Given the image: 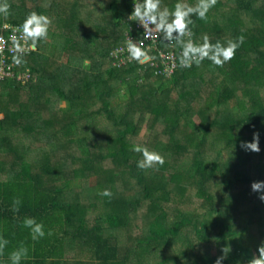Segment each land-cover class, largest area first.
Instances as JSON below:
<instances>
[{"label":"trees","instance_id":"trees-1","mask_svg":"<svg viewBox=\"0 0 264 264\" xmlns=\"http://www.w3.org/2000/svg\"><path fill=\"white\" fill-rule=\"evenodd\" d=\"M77 1H81L85 6H87L86 2L88 5L90 4V0H66L64 4H62L64 0H6L11 6L12 14L7 18L0 14V25L2 23L21 24L25 14L30 11L48 15L47 13L58 10L60 15L51 13L54 17L49 27L48 38L38 42L37 47L29 54L21 56L24 63L19 66L15 65L14 77L0 79V102H3L0 111V132L3 131L0 134V145L4 143L3 140L8 137L10 130L21 125H24L25 129L28 126L33 130H38V133L47 140L54 137L56 142L57 140L60 141L58 142L59 145L66 142L60 146L64 149V162L68 160L67 156H70L75 164L83 163L84 167L89 168L92 166L90 161L94 160L99 153L98 148L92 145V138L94 135H98V131L90 134V129L94 125H84V130L80 134L82 128L78 127V123L81 119L82 122L85 121L83 116L90 106L86 99L96 98L101 105L94 112H104L105 119L115 128L117 127L115 144L111 143L107 152L102 155L99 153V155L103 159L115 162L118 170L121 167L128 168L132 177H136L137 181L142 183L145 169L137 168V161L133 158L134 152L131 151L133 145H141L135 142L136 139L131 141V138L135 137L138 132V125L126 123L127 110H123L124 112L121 113L123 108L117 103L114 105L111 97L119 87L124 88L125 84H130V78L137 79L135 82L138 84L140 83L139 80H146L149 78L147 76H153L150 77L153 79L151 86L141 85L138 88L139 85H137V89L133 90V85H129L130 94H122L119 99L128 100L127 108L144 106L145 110H149L152 113L151 124L162 123L161 129L169 136L176 152L185 150L186 146L193 147L194 151L190 162L182 165L181 170H184L182 178L187 183L194 182L196 185L195 196L202 201L201 204L204 201H209L210 210L219 212L222 205L214 202L211 193L205 187V184H210L212 181L209 183L206 181V178L209 177L208 173L217 174L222 171V151L220 148H214L213 144L220 140L227 130L237 131V128L261 130V135L264 138V97L260 89L251 87V84L257 82L261 77H247L245 72L247 68H252L253 62L250 59L252 56H249V52L262 54L258 46L259 43L255 40L261 39L260 43L264 49V32L262 37H256L259 36L260 31L258 27L254 26L251 29V35L244 37V43L237 50L234 58L225 63L222 69L219 68L227 75L223 82H227L229 85L224 86V84L215 83L209 87L208 95L204 98L209 99V102L206 101L202 108L205 109L204 112L212 111L211 117L209 121H205L204 116L199 114L200 121L194 123L191 115L199 113V108H193L192 99H197L198 96L197 92L193 93L189 87L182 85L186 79V71L198 67L199 77H201L204 66L213 68L216 66L205 58L201 63V65L203 64L201 68L193 64L190 69L177 66L173 72H165L158 50L163 52L173 50L178 60L181 49L175 43L166 45L159 40L160 38L157 40L158 49L156 51L145 48L149 56L153 57L152 59L143 63L133 60L118 65L120 56L114 55L115 48L126 46L127 35L136 38L141 36V26L138 22L134 21L133 18H130L132 21L128 20L132 10L131 0H100L102 4H105L106 13L102 16L100 12L102 19L99 18L95 22L90 18L87 26L81 25L76 29L70 22L71 20H67L66 17H71L74 9L78 8ZM176 2L177 0H162V6L167 5L171 8ZM226 3L231 8L221 11V7ZM84 9L85 7L80 10L81 16H85ZM218 10H220L219 13ZM256 10L261 13V16H264V0H217L212 13H208V19H212L211 29L221 35L224 32L222 22L230 23L231 36L232 39H235L242 31L238 25V12H255ZM221 18H223L222 22H220ZM193 19L195 21L193 33L197 35L201 31L203 21L195 17ZM194 41L198 44L202 43L200 37L198 39L194 37ZM216 41L214 40L212 43ZM29 43L31 42L29 41ZM43 43L51 48L50 55L53 58L52 62L55 63V68L48 70L47 66L51 62H49L48 54H44L40 50ZM62 53L63 57L61 58ZM56 54L59 57L58 60L54 58ZM157 60H159L157 66L151 65L153 61ZM237 66L246 69L238 71ZM233 67H236V73L231 72ZM256 72H259L257 68ZM78 73H83V77H79ZM240 83L242 85H239ZM163 88L167 90L179 88L177 99L172 100L170 97L169 102L165 103L163 99H160L163 97L161 93L165 91L160 93ZM81 92H84L82 96ZM203 94L205 93L203 92ZM116 96L118 97L120 94ZM56 100L64 102V106L55 105ZM241 100L245 107L240 110V115L233 112V117H228L232 111L227 108L233 107L235 103ZM5 104H10L11 107L5 108ZM16 104L18 107L15 106ZM208 104L211 106L209 107ZM44 108L49 112V116L48 118H41L38 121L39 126L35 127V120L41 115L39 110ZM237 109L238 105L234 111L236 112ZM183 125L185 127L194 126V133L186 132L185 139H188L181 144L178 143V136L175 134L181 131ZM71 132L75 133L73 142L59 139L61 136L66 137ZM216 137L219 139H215ZM262 144L257 162L259 174L264 173V141ZM75 146L79 153L74 152L76 151ZM0 147L2 148V146ZM211 149H214V152ZM208 150L210 153L207 152ZM3 152L13 153L7 162L6 169L3 170L2 179H0V232L10 241L8 249L5 250V258L7 252L15 247L18 242L26 241L31 245V259L25 264H54L55 261L62 259L65 255L64 239L69 234L68 229L77 228L83 235L79 244H88L93 259L99 264H125L124 262L131 255L130 248H128L129 246H122L118 237L110 230L125 226L130 220V212L140 207L145 198L149 213L147 215L149 220L146 223L148 234L145 241L148 243L155 242L158 246L157 249L163 248V246L171 247L173 239L178 233L189 226L193 229L197 240L204 244L213 241L220 252L224 246L234 244V251L229 254L228 262L229 264H240L237 260L240 253L247 250L252 258L253 255L258 254L257 248L264 241V218L259 216L258 209L249 213L239 230L226 223L221 224L224 227L221 229L215 224V221L206 217L205 219H200L198 216L193 218L187 214L188 212L182 214L175 221H167L169 214L159 199H163L165 204L169 199L168 193L161 195L162 197L159 199L153 197L150 188L152 184L150 187L143 185L141 197L134 196L125 199L119 197L118 202L109 206V209L100 214L91 226L86 227L84 225L85 216L71 203L69 197L67 200L60 198L64 188L69 187L68 184L70 183V177L65 176L62 172V167L66 164L57 160L52 161L49 158L50 170L56 173V176L61 172L63 177H59L58 183H55L57 177L51 178L52 181L49 182L53 184L45 186L44 182L35 175L36 169H33L22 153L16 152L11 147H3L0 154ZM71 152L76 153V155ZM53 159L56 157L54 156ZM208 166L210 171L206 173ZM178 173L181 174L180 170ZM103 178L102 181L97 182H107L111 179L110 175L105 177L103 175ZM252 179L244 171L240 172L239 175L233 172L231 178L224 183V191L231 190L235 184L239 186L243 183H250ZM101 186L102 184L99 183V187ZM154 191L166 193L160 184L154 186ZM227 196L230 199L232 195ZM16 197L22 200L19 212L12 211V200ZM104 200L109 202V197H104ZM76 210L79 213L77 217ZM24 216H34L37 220L43 221L45 231H50L51 235H46L44 239L38 242H31L28 239L27 229L22 228L20 224ZM255 221L259 225L258 237L250 233V226ZM103 222L106 223V226ZM190 256L192 257V264H207V259H209L208 256L194 258V253ZM178 260L180 259L177 253H168L162 257L160 264H178ZM74 264L86 263L82 259H76Z\"/></svg>","mask_w":264,"mask_h":264},{"label":"rangeland","instance_id":"rangeland-1","mask_svg":"<svg viewBox=\"0 0 264 264\" xmlns=\"http://www.w3.org/2000/svg\"><path fill=\"white\" fill-rule=\"evenodd\" d=\"M65 1L66 0H64L62 4H64ZM89 2L90 4L88 5L86 2L87 6H85V4H82L81 1H77V5H79L78 8L74 9L73 15L71 17H66L67 20H71L70 22L73 23L74 28L77 29L81 25L87 26L90 18L91 20L97 22L99 18L101 20L102 16L106 14L104 10L105 4H102L100 0H96V2H94V0H90ZM185 2L194 5L197 0H185ZM84 7V11L86 13L85 16H81L80 10ZM227 8H231V6H228L226 3L221 7V11H224ZM213 10L214 8L209 12L212 13ZM219 11L220 10H218V13ZM257 11L258 10L255 12H238V25L242 29L240 35H243L244 37L250 36L252 33L251 29L256 26L260 31L259 36L256 37H262L261 35L264 32V16H261V13L259 11L258 13ZM53 12L54 11L51 13ZM100 12L102 16L100 15ZM51 13L49 12L47 14L52 20L54 15ZM54 13L60 15L58 10H56ZM210 19L203 21L200 29L201 31H199L197 35H195V33L193 39L194 37L196 39H198V37L202 38L204 35L209 36L211 42L214 40L223 42L232 39L230 23L222 22L223 18L220 19V22H222L223 25L222 29L225 33L222 32L223 34L219 35V33H216L213 29H211L212 19ZM260 40L257 39L255 41L259 43L258 46L262 51V54L259 55L258 52H249V56H252V58H250L253 62L251 64L252 68L246 69L240 66L237 67L238 71H244L246 69L245 72L247 77H261L257 82L252 83V86H250L252 88L255 87L260 89L261 94L264 97V49L260 43ZM50 49L51 48L46 43H43L40 49L42 53L48 54L49 56V62L51 63H49L47 66L48 70L55 68V63L52 62L53 58L50 55ZM62 57L63 53L61 55V58ZM54 58L55 60H58L59 57L56 54ZM202 66L203 64L199 65L200 68ZM253 67L255 68L253 69ZM219 68L222 69L223 66H216V68L204 66L202 72L199 70L202 74L201 77H199L198 67L197 69L194 68L193 70L186 71V79H184V83L182 85L189 87L190 91L193 93L197 92L198 96L197 99H192L193 108H199V113H193L191 115V119L194 123H198L200 121L199 114L204 116L205 121H209V118L211 117L210 113L212 111L204 112L203 110L205 109L202 108L206 101L209 102V99H204L208 95L209 87L215 83H218L219 85L224 84V86L229 85L227 82H223L227 75L220 71ZM256 68L259 72H256ZM231 72L236 73V67L231 68ZM78 76L83 77V73H78ZM78 76L75 75V77ZM147 77L149 78L146 80H139L140 83L137 82L138 84L135 82L137 79L135 80L130 78V84H125L124 88L119 87L115 94L111 97L114 105L117 103L119 106H121V108H123L121 113L124 112L123 110H127V115L125 117L126 123H135L138 125V132L136 133L135 137L131 138V141L136 139V143L146 146L150 151L159 152L164 157L165 162L163 165H154L152 168L145 169L144 180L142 183H139L136 177H132L128 168L121 167L118 170L116 169L115 162L101 158L100 155L107 152L108 146L111 143L115 144L114 141L117 134V127L115 128L113 124L109 123V121L105 119L104 112H94L101 105L100 101L96 98L86 99L90 106L86 109V113L83 116L85 121L82 122L81 119L78 123V127L82 128L80 129V134L84 130V125H94V127L90 129V134H93L96 130L98 131V135H94L92 138V145L98 148L100 155L98 153V157L96 155V158L90 161L92 166L89 168L84 167L85 165L83 163L75 164L72 162L70 156H67L68 160L66 162L63 161L64 149H62L60 146L64 145L66 142H63L64 144L59 145L58 142L60 141L57 140L56 142L54 137L47 140L43 135L41 136V134L38 133V130H33L28 126L26 129L32 130H26L24 125L15 127L9 131L8 137H5L3 140L4 143L0 145L2 146V148L0 147V151L3 149V147H11L13 150H16V152L22 153L26 161L30 162L33 169H36V172H34L35 175L40 178L42 182H44L45 186H50L53 184L49 182L52 181L50 180L51 178L55 179V177H57V180L55 179V183H58L59 177H63L61 172H59L56 176V173H53V171L50 170L49 158H51L52 161L57 160L58 162L60 161L63 164L69 165H63L62 167V172L64 175L70 177V183L68 184L69 187L67 186L64 188V191L61 195L62 197L60 198L62 200H67L69 197L71 203L75 205V207L79 209V212L85 216L84 225H86V227L91 226L94 223V220L100 216V214L109 209V206L118 202L119 197H121V199L133 198L134 196L141 197L143 185L144 187L146 185L150 187L151 184L152 186L150 188L153 197H157V199H159V197H162L161 195H167L168 193L169 199L165 202V204L163 199L159 200L168 212L169 216L167 221L170 222L177 220L182 214L188 212L187 214L190 217L194 218V216H198L200 219H205L206 217L207 219L215 221V224L221 229H224L223 225L221 224L226 223L232 225L234 229L239 230L243 226L249 213H252V211L255 209H258L259 216L264 218V202L258 198V194L253 192L250 187L253 181L264 180V173L259 174L257 168L259 152H253L251 150L246 151L240 147L241 141L251 142L253 139V132H257L259 133L260 148L264 141V138L260 132L261 130H251L248 128H237V131L227 130L220 140L213 144L214 148H220L222 151V171L217 174H212L213 172L208 173V171H210L208 166L206 173L209 174V177L205 178L208 183L211 180L212 181L210 184H205V187L207 191L211 193L214 202L220 203L222 207L220 208L219 212H212L208 207L210 204L209 201L203 200L204 203L201 204L202 201L195 196L196 185H194V182L190 184L182 178L184 175V170H181L182 165L183 163L187 164L190 162L192 152L194 151L193 147L186 146L185 150L176 152L175 147L172 145L169 139V136L167 133L163 132V129H161L162 123L160 124L157 122L153 123L154 125L151 124L152 113L149 110H145L144 106L127 108L126 106L128 105V100L119 99L121 98L122 94H130L129 85H133V90L137 89V85H139L138 88L141 85L151 86L153 79L150 77L153 76ZM239 85L242 84L240 83ZM178 89L179 88L167 90L163 88L160 90V93L163 90L165 91L161 93V96L163 97L160 99H163L165 103L169 102L170 97L172 100H176L177 93L179 92ZM203 92L205 94H203ZM22 93L24 94V92ZM80 94L82 96L84 92H81ZM117 94H120V96L117 97ZM52 98L55 99L54 96H52ZM2 103L3 102H0V111L1 106L3 105ZM55 105L64 106V102H58V100H56ZM237 105L238 109L235 112L234 109ZM15 106L18 107L17 104ZM208 106L210 107L211 104H208ZM9 107H11L10 104H5V108ZM244 107L245 105L243 104V101H238L233 107L227 108L232 111L228 114V117H233V112L236 115H240V110H242ZM248 108L250 109L251 107ZM46 110L45 108L41 111L39 110L41 115L37 120H35V127L39 126L38 121L41 118H48L49 112ZM186 132L193 134L194 126L185 127L183 125L181 131L176 132L175 135L178 136V143L182 144L188 139H185ZM2 133L0 132V134ZM74 134L75 133L71 132L69 135H66V137L61 136L59 139L70 140L71 143L75 140ZM215 139L219 138L216 137ZM50 141H52L53 144ZM75 149L76 151L74 152L79 153V150L76 146ZM211 151L214 152V149H211ZM74 152L71 153L76 155ZM207 152L210 153L209 150ZM134 155L135 156H133V158L136 159V161L142 159L140 153L134 152ZM12 156L13 153L10 152H3L0 154V179H2L4 173L3 170L6 169L7 162ZM54 156L56 159H53ZM179 170L181 174L178 173ZM232 171L237 175L244 171L248 173L249 177H252L253 179L250 181V183H243L239 186L235 184L231 190L224 191V183H226L228 179L231 178V173H233ZM112 173H114V175H112ZM103 175L104 177L106 175H110L111 179H109L107 182H97L104 179ZM99 183L102 184L101 187H99ZM156 184L162 185L166 193L154 191V186H156ZM103 189H109L113 194L111 197H109V202H105L104 196L98 194ZM227 195L232 196L229 199ZM217 207H219V205H217ZM179 211L180 213L178 214ZM148 214V203L147 199L145 198L143 199L142 205L140 207L130 212V220L125 226L110 230L111 233L118 237V241L122 246H129L128 248H130L131 255L128 260L124 262L125 264H160L162 257H164L165 254L168 255V253L178 254L180 259L178 260V264H192V257L190 255L193 253L194 258H197L198 256H208L209 259H207V264H214L215 260L219 256L223 255V253L220 252L213 241H210L209 244H204L203 242L197 240L193 229L189 226L183 228L181 232L178 233V235L173 239L171 247L166 248L163 246V248L157 249L158 246H156L155 242L152 241L148 243L145 241L146 235L148 234L146 232V223L149 220L147 216ZM203 214L205 215L204 217ZM78 215L79 213L77 211L76 217ZM103 224L106 226V223L103 222ZM68 231L69 234L66 239H64L65 255L62 259L55 261L54 264H74L76 259H82L86 264H99L95 259H93V255L88 244H79V242H81L83 239L81 231L79 229L77 230V228H69ZM250 233L258 237V222L255 221L252 223L250 226ZM233 245L234 244H229L231 247L229 254H232L234 251ZM229 254L227 255L226 259L222 261V264H229ZM250 259L251 256L247 250L240 253V256H237L238 263L240 264H247L248 260Z\"/></svg>","mask_w":264,"mask_h":264},{"label":"clouds","instance_id":"clouds-1","mask_svg":"<svg viewBox=\"0 0 264 264\" xmlns=\"http://www.w3.org/2000/svg\"><path fill=\"white\" fill-rule=\"evenodd\" d=\"M131 3L132 10L128 20L133 18L144 29L143 40L134 42L127 35V51L130 58L137 62L143 63L153 58L144 49V41L158 40V37L166 45L175 43L180 47L178 66L184 69L192 68L193 64L199 66L205 58L209 59L213 65L222 67L234 58L237 50L244 43L243 35L223 42L217 40L215 43L211 42L209 36L204 35L201 38L202 43L198 44L194 41L193 26L195 21L193 17L206 21L209 11L215 7L217 0H197L194 5L186 3L185 0H177L171 8L167 5L162 6V0H131ZM10 8L11 6L6 0H0V14L5 18L12 14ZM51 24L52 20L48 15L30 11L25 14L21 24H5L4 27L13 32L11 40L15 52L22 53L25 47L29 46V41L31 42V49H35L38 42L46 40ZM15 33H20V36L17 37ZM21 40L24 41L23 45ZM5 43L7 41L0 37V45ZM2 51L3 49L0 48V52ZM12 62L17 66L24 63L20 55H13ZM252 135V141H241L240 147L246 151L259 152V133L253 132ZM131 151L141 154L142 159L136 162L137 168L141 170L152 168L154 165H163L165 162L164 157L159 152L150 151L146 146L133 145ZM250 187L264 202V180L253 181ZM98 194L104 197L113 195L109 189H103ZM21 204L22 200L19 197L14 198L12 211L19 212ZM20 224L22 228L27 229L28 239L33 243L44 239L46 235H51L50 231H45L43 221L37 220L34 216H24ZM9 244V239L0 232V264H25L31 259V245L26 241L18 242L15 247L7 252L5 258V250L8 249ZM221 251L223 255L219 256L214 264H222V261L230 253L231 247L226 245ZM257 253L248 260L247 264H264V241L258 246Z\"/></svg>","mask_w":264,"mask_h":264},{"label":"built area","instance_id":"built-area-1","mask_svg":"<svg viewBox=\"0 0 264 264\" xmlns=\"http://www.w3.org/2000/svg\"><path fill=\"white\" fill-rule=\"evenodd\" d=\"M5 24H10V23H2L0 25V37H2L5 41H7V43L0 45V48L3 49L2 52H0V79H4L7 77H14V68H15V64H13L12 62V56L13 55H27L29 54L32 50L30 47V44L28 47H25L24 51L22 53H16L14 48H13V44H12V40H11V36L13 35V32L11 31V29H7L4 27ZM12 25V24H10ZM19 25V24H16ZM143 32L144 29L141 26V36L140 38H136L132 35H128L129 38H131L134 42L135 41H139V40H143ZM15 35L17 37L20 36V33H15ZM159 38V37H158ZM186 39V38H185ZM21 44L23 45L24 41L21 40L20 41ZM145 45H144V49H151V50H157V40H145L144 41ZM171 45V44H170ZM179 50V54H180ZM159 53V58L161 59V61L163 62V70L165 72L171 73L173 72L177 66H178V60L176 58V54L175 51L173 50H169L166 52H163L162 50H158ZM114 55L117 57L118 55L120 56V61L118 63V65H121L123 63H126L127 61H133L134 59L130 58V54L127 51L126 46H119L115 48L114 51ZM159 60L157 61H153L151 63V65L157 66L158 65Z\"/></svg>","mask_w":264,"mask_h":264}]
</instances>
